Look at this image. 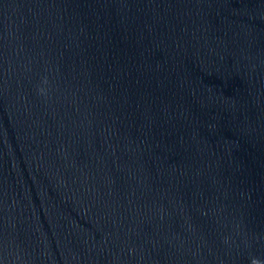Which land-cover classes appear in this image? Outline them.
<instances>
[{
	"label": "clouds",
	"instance_id": "1",
	"mask_svg": "<svg viewBox=\"0 0 264 264\" xmlns=\"http://www.w3.org/2000/svg\"><path fill=\"white\" fill-rule=\"evenodd\" d=\"M251 264H261V262L258 259H253Z\"/></svg>",
	"mask_w": 264,
	"mask_h": 264
}]
</instances>
